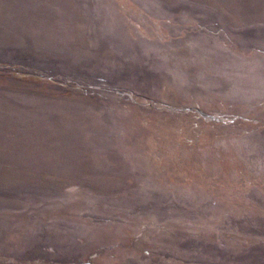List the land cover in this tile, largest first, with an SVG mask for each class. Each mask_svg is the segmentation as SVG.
Masks as SVG:
<instances>
[{
	"label": "rangeland",
	"instance_id": "rangeland-1",
	"mask_svg": "<svg viewBox=\"0 0 264 264\" xmlns=\"http://www.w3.org/2000/svg\"><path fill=\"white\" fill-rule=\"evenodd\" d=\"M0 264H264V0H0Z\"/></svg>",
	"mask_w": 264,
	"mask_h": 264
}]
</instances>
